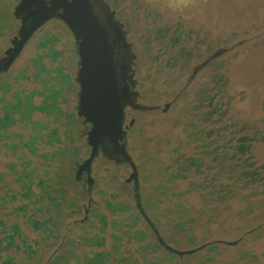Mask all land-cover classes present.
Segmentation results:
<instances>
[{
	"label": "rangeland",
	"instance_id": "1",
	"mask_svg": "<svg viewBox=\"0 0 264 264\" xmlns=\"http://www.w3.org/2000/svg\"><path fill=\"white\" fill-rule=\"evenodd\" d=\"M102 2L121 25L133 56L132 91L136 93L135 103L142 109H124V127L131 125L123 143L136 167V180L125 160L116 162L109 156L113 153L99 150L89 165L90 182H86L84 172L79 174V182H70L76 181L75 170L90 158L92 146L84 135L85 119L77 109L80 89L76 82L78 57L74 38L67 25L56 18L47 20L34 33L7 70L0 68V173L5 174V183L18 191L19 184L10 176L7 164L31 161V188L38 193V176L52 185L57 172L69 181V196L78 207L72 220L88 217L94 224L97 215H104L109 221L135 212L137 188L142 203L164 224L166 219L160 213L175 203L171 194L187 188V183L175 181L167 185L164 195L157 191V186L175 171L174 167L168 169L174 157L193 154L195 145L186 136L190 125L196 122L195 115L210 108L203 100L202 88L210 86L212 57L218 50H224V56L218 60L223 62L230 96L229 114L252 125L264 118V0ZM19 27L14 0H0V60L12 46L11 39ZM180 52L189 56L180 57ZM51 93L55 97L50 110L44 103L52 104L47 100ZM29 96L33 110L29 120H24L20 111L9 108L19 104L21 109ZM4 119L8 123L1 130ZM50 133L53 141L48 138ZM29 142L35 147L34 153L26 147ZM9 145L13 149H7ZM176 149L178 153L174 152ZM254 152L264 161V143H255ZM57 153L64 156L54 157ZM21 170L19 165L18 172ZM188 202L196 209L201 207L195 191L188 196ZM107 204L127 205L130 211L118 210L112 215ZM242 207V203H236L233 210ZM244 220L245 214L230 218L222 229H215L207 242L236 241L241 232L235 226ZM177 239V248H192L180 234ZM254 248L259 251L264 243H256ZM233 254V249L227 247L219 259L231 260Z\"/></svg>",
	"mask_w": 264,
	"mask_h": 264
},
{
	"label": "trees",
	"instance_id": "2",
	"mask_svg": "<svg viewBox=\"0 0 264 264\" xmlns=\"http://www.w3.org/2000/svg\"><path fill=\"white\" fill-rule=\"evenodd\" d=\"M185 55L189 56L180 52V57ZM223 56L224 50L214 53L210 86L202 88L203 100L210 108L195 115L196 122L186 136L195 145L193 154L174 157L168 169L174 167L175 171L157 186L164 195L167 185L187 183V188L171 194L175 203L160 213L166 219L164 224L142 203L137 188L133 213L127 205L107 204L112 215L118 210L129 213L109 221L97 215L95 224L88 217L72 220L78 207L69 196V181L56 172L54 183L49 185L38 176L35 193L31 188L33 172L28 170L31 161H21L20 172L19 165L10 162L7 167L19 190L10 188L5 174L0 173V264H261L264 248L258 251L254 245L264 243V161L256 157L254 144L264 143V118L252 125L229 114L230 96L223 62L218 60ZM54 97L51 93L47 100L52 104L44 103V107L53 109ZM9 110H18L22 119L29 120L33 110L30 96L21 109L17 104ZM84 119L88 139L92 125ZM6 123L2 120L1 130ZM48 138L53 141V134ZM26 147L34 153L31 142ZM60 156L64 153L54 155ZM78 166L76 181L70 182H79ZM85 180L90 182L87 176ZM193 191L201 201L198 209L188 202ZM236 203L243 207L234 212ZM242 214L245 220L235 226L241 232L236 241L207 242L216 228L222 229L227 220ZM88 231L93 234L87 235ZM178 234L191 249L176 247ZM227 247L233 249L234 257L222 262L219 257Z\"/></svg>",
	"mask_w": 264,
	"mask_h": 264
},
{
	"label": "water",
	"instance_id": "3",
	"mask_svg": "<svg viewBox=\"0 0 264 264\" xmlns=\"http://www.w3.org/2000/svg\"><path fill=\"white\" fill-rule=\"evenodd\" d=\"M58 7L63 11L59 18L77 43L78 104L83 111L79 115L92 125L87 141L90 145L99 141L103 146L122 148L119 141L129 129V126L125 130L122 128L124 109L142 107L135 103L131 73L133 56L121 25L102 0H59ZM51 13L48 9L19 31L12 41L13 47L6 51L5 61L0 63L2 70L11 66L28 40L52 17Z\"/></svg>",
	"mask_w": 264,
	"mask_h": 264
},
{
	"label": "flooded vegetation",
	"instance_id": "4",
	"mask_svg": "<svg viewBox=\"0 0 264 264\" xmlns=\"http://www.w3.org/2000/svg\"><path fill=\"white\" fill-rule=\"evenodd\" d=\"M14 2H15V16L20 21V27H19V30L17 32V35L13 36V38L11 39V45H12V41L14 40L15 37L18 36V33L21 29L27 28L28 26H30L37 18L41 17V15H43L46 11H48V9L52 12L51 18L60 19L59 16L63 14L62 9L58 7L59 6V0H14ZM72 36H73V34H72ZM73 38H74V36H73ZM74 44H75V48H76V54L78 57V70H79V56L77 53V43L75 41V38H74ZM11 47H13V45ZM6 56H4L0 60V63L3 64ZM78 85H79V83H78ZM79 89H80V85H79ZM78 102H79V100H78ZM77 109H78V114L83 112L81 107L79 106V104L77 106ZM124 124H125V120L123 119L122 128L125 130L127 128V126L125 128ZM129 125H131V123ZM123 139H124V137H123ZM123 139L121 141H119L122 148L115 147V146L114 147L113 146H107V145L103 146V144L99 141L93 142V144L91 145L92 148H91L90 158H91V156L94 158L97 155L99 150H103L104 153H106V154H108L107 152L113 153L114 155H112V156L109 155L110 158L115 159L116 162H120V161L125 160V162H127L130 165V168L133 172V174H131L132 178L134 180H136V171L137 170H136V167L134 166V164H132V162L130 161V158L127 156V154L124 151ZM93 158H92V160H93ZM87 161L83 162V164L78 166V176H79V174L85 172L86 176H87V180L90 181L89 165H90L91 161L90 162H87Z\"/></svg>",
	"mask_w": 264,
	"mask_h": 264
}]
</instances>
